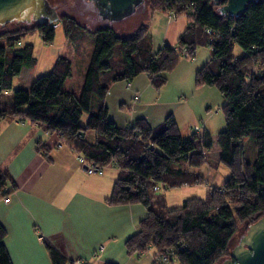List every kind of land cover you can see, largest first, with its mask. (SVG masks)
I'll list each match as a JSON object with an SVG mask.
<instances>
[{"label": "trees", "instance_id": "16d2710c", "mask_svg": "<svg viewBox=\"0 0 264 264\" xmlns=\"http://www.w3.org/2000/svg\"><path fill=\"white\" fill-rule=\"evenodd\" d=\"M225 3L148 0L153 12L184 16L188 21L176 45L165 43L157 51L152 48L148 23L126 36L109 25L95 29L88 34L91 49L79 92L65 88L72 63L59 56L49 73L35 78L28 89L13 90L6 98L22 70L37 64L33 45L22 41L38 33L51 44L56 29L48 21L11 30L4 29L11 23L0 26V41L6 39L0 42V104L12 103L0 110V123L7 116L41 123L48 131L59 133L78 156L100 167L114 165L118 173L108 203L140 204L146 209L138 230L125 241L126 250L141 255L154 248L153 264H159L156 255L169 249L179 264H217L231 254L229 243L238 221L253 223L264 216V2L249 3L238 17L220 14L219 8ZM57 22L79 53L88 38L86 28L68 15H61ZM236 45L242 49L241 55L234 52ZM198 46H209L211 57L196 71L195 82L215 86L225 100V128L218 134L219 163L230 175L221 186L210 188L205 198H189L168 209L165 191L205 184L206 178L197 169L208 162L212 135L201 129L182 136L173 114L157 127L145 118L120 127L109 119L105 100L113 83L131 82L140 74H146L156 89L162 88L166 73L183 53L186 58L193 57ZM89 132L94 133V140L88 139ZM44 146L40 149L49 159ZM8 183H13L9 172L0 168L2 197L12 193L4 192ZM6 236L0 222V264H13ZM44 243L53 264L67 262L49 241Z\"/></svg>", "mask_w": 264, "mask_h": 264}, {"label": "crops", "instance_id": "0c3cea01", "mask_svg": "<svg viewBox=\"0 0 264 264\" xmlns=\"http://www.w3.org/2000/svg\"><path fill=\"white\" fill-rule=\"evenodd\" d=\"M170 17L175 21L180 18ZM187 25V20H182L181 28L174 22V39L178 40ZM87 64L88 55L84 66L81 64L78 68L82 75L80 86L77 89L65 87L67 90L79 92ZM23 71L17 79L22 77ZM130 84L128 87L125 81L115 82L107 93L105 103L109 108V119L115 124L126 127L138 118H145L151 126L157 127L169 114H173L174 109L167 103L148 111V107L161 101L159 97L154 102L144 101L151 88L146 74L138 75ZM115 101L129 111L117 113L113 108ZM137 102L140 103L137 105ZM174 114L181 132L175 110ZM201 129L207 127L204 125ZM181 134L188 137L192 131L186 132L187 135ZM91 135L94 140L95 135ZM41 145H46L49 159L44 157ZM0 168L6 169L13 180L4 191L12 193L5 197H2L3 192L0 193V222L7 230L5 244L13 264H53L44 243L46 240L67 259L65 264H104L109 261L118 264L154 263L157 253L154 248L141 255L130 254L126 250L125 241L138 230L139 222L146 216V209L140 204L108 203L118 173L114 165L106 168L103 174H88L79 156L61 140L59 133L48 131L41 123L7 116L0 123ZM204 177L205 184L174 189H187L195 194L198 186L207 184L210 174ZM6 198H9L8 202ZM179 200L173 208L179 207L186 199Z\"/></svg>", "mask_w": 264, "mask_h": 264}, {"label": "rangeland", "instance_id": "374dc122", "mask_svg": "<svg viewBox=\"0 0 264 264\" xmlns=\"http://www.w3.org/2000/svg\"><path fill=\"white\" fill-rule=\"evenodd\" d=\"M49 3L56 7L60 15L62 13L63 15L75 18L81 26L86 28L84 32H86L87 37L89 33L104 24H111L119 35L126 36L134 32L142 23H148L152 35V48L154 51H157L165 43H176L177 38L174 39V33L176 31V26L174 28V22H177L181 28L182 20H187L186 17L183 16L175 21L169 15L152 12L148 7V0L140 3L137 6V10L125 18L118 21L108 20L106 22L95 14L96 12L88 0H49ZM32 23L34 22H31L28 25ZM22 24L25 23L14 21L4 29L11 30L21 27ZM58 24L59 27L60 23ZM58 27L55 28L56 36L51 44L45 43L38 33H31L22 41L23 44L31 43L33 45L34 57L37 58V64L33 68H25L20 79L15 78L14 85L12 89L7 92V95L5 96L6 98L9 99L15 89H28L31 84L29 82L30 79L33 80L40 75L49 73L53 68L55 60L59 56L67 57L72 62V75L69 79H66L68 81L65 83V87L77 89L80 86L82 75L80 74L79 69L81 68V64L84 66V60L91 49L90 39L89 37H85V41L82 43L79 53L76 54L71 43L66 39L63 29ZM2 31L3 30L0 29V32ZM0 42L5 43L6 39L3 38ZM21 45L22 44L20 43L19 46ZM234 52L237 55L243 53L242 49L237 45L235 46ZM75 54L77 56H75ZM210 57L211 48L209 46H198L193 57H181L175 67L166 73L167 80L162 88L156 89L151 85L150 90L147 91L145 98H143L144 101L152 102L157 101L158 97L160 98L161 102L154 103L147 108L149 109V112L153 111L155 107L161 106L163 103H167V105L171 104V107L178 115L181 133H184L183 135H187L185 133H189V131L194 132L195 126H199L201 129V127L205 125L213 138V146L211 150L207 152L208 162L198 170L204 176L210 174L207 184L204 186H198L195 194H192V191L187 189L169 190L170 192L164 194L168 209L175 207L174 205L177 203V200L180 202V198L205 197L208 188L221 186L230 175L229 169L219 163L220 148L218 145V134L225 128V115L222 109L225 100L215 86L197 85L195 82L196 71L203 67L209 61ZM77 59H79V61ZM129 102L132 103V99H130ZM113 103V108L117 113L129 111L128 108L123 106V104H120V102L115 101ZM139 103L140 102H137L135 104L138 105ZM11 106L12 103L7 101L3 105L0 104V110L3 107L10 108ZM85 119L86 115L83 116V120ZM189 128L192 130H189ZM91 134L94 133L92 132ZM91 134L87 135L89 140H92L93 138V135ZM250 154L252 153L250 152ZM251 184L254 191L255 183L252 181ZM250 223V220L244 222L238 221L237 232L229 243V253H231V250H233L234 247L239 245L240 239L246 233ZM229 255L230 254L224 256L217 264H220L222 260L227 259ZM156 256L159 257L160 255ZM171 264L179 263L177 259H173Z\"/></svg>", "mask_w": 264, "mask_h": 264}, {"label": "water", "instance_id": "95a60500", "mask_svg": "<svg viewBox=\"0 0 264 264\" xmlns=\"http://www.w3.org/2000/svg\"><path fill=\"white\" fill-rule=\"evenodd\" d=\"M94 11L106 21H118L132 14L137 6L145 0H88ZM219 4L220 0H214ZM264 0H226L219 8L224 16L238 17L251 2ZM61 15H63L61 13ZM61 15L49 0H0V26L17 21L25 24L31 22H57ZM111 26V24H104ZM233 260L225 264H264V216L248 225L240 243L231 250Z\"/></svg>", "mask_w": 264, "mask_h": 264}, {"label": "built area", "instance_id": "2783aa9c", "mask_svg": "<svg viewBox=\"0 0 264 264\" xmlns=\"http://www.w3.org/2000/svg\"><path fill=\"white\" fill-rule=\"evenodd\" d=\"M53 23H54L53 24V28H57L59 24L56 23V22H53ZM208 33H209V31H208ZM186 55L187 54L183 53V56L186 57ZM126 83H127L128 87L131 85L130 82H128V81ZM194 130L195 131H199L200 127L199 126H195ZM79 161H80L82 167L85 169V171L88 174H103L104 170L111 166V164H109L106 167L97 166L94 163L85 160L82 156H79ZM5 201L8 202L9 198H6ZM159 255L160 256L157 257V261L159 262V264H171L173 259H176L175 253L171 249H169L165 254H159Z\"/></svg>", "mask_w": 264, "mask_h": 264}, {"label": "flooded vegetation", "instance_id": "af4514ba", "mask_svg": "<svg viewBox=\"0 0 264 264\" xmlns=\"http://www.w3.org/2000/svg\"><path fill=\"white\" fill-rule=\"evenodd\" d=\"M57 6V5H56ZM92 6V5H91ZM59 8V7H58ZM64 8H66V7H64ZM92 8V7H91ZM93 9H96V7H94L93 6ZM96 15H98V11H97V13H95ZM100 18H102L100 15H98ZM235 248V247H234ZM229 260H233V257H232V255L230 254L229 256H228V258L227 259H225V260H222L221 261V263L220 264H225L227 261H229Z\"/></svg>", "mask_w": 264, "mask_h": 264}]
</instances>
